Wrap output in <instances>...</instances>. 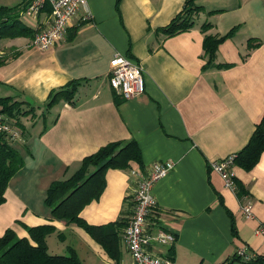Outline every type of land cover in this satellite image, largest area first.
<instances>
[{"label":"crops","instance_id":"0c3cea01","mask_svg":"<svg viewBox=\"0 0 264 264\" xmlns=\"http://www.w3.org/2000/svg\"><path fill=\"white\" fill-rule=\"evenodd\" d=\"M86 2L48 49L32 45L28 37L0 38L5 58L0 96L24 100L42 112L17 147L24 165L8 181L0 204V236L11 228L29 237L25 226L51 224L55 232L46 238L48 251L52 235L59 244L51 254L72 247L82 264H132L122 238L116 263L86 230L53 219L44 193L52 181L71 176L86 155L109 142L133 139L143 169L156 161L174 163L152 189L162 227L176 235L169 248L158 247L173 264L221 263L239 248L249 257L264 255V234L255 232L264 222V151L248 171L231 166L246 190L240 198L210 167L247 143L264 112V0H195L203 10L194 25L172 36L156 28L166 25L185 0ZM85 12L88 19L82 18ZM205 22L210 27L204 32ZM231 28L207 64L204 34L220 36ZM116 51L143 68V92L131 99H122L108 82ZM72 79H80L72 102L45 108L49 91ZM105 181L100 198L80 212L90 224L131 214L135 178L130 170L109 168ZM247 202L252 217L241 211Z\"/></svg>","mask_w":264,"mask_h":264},{"label":"trees","instance_id":"16d2710c","mask_svg":"<svg viewBox=\"0 0 264 264\" xmlns=\"http://www.w3.org/2000/svg\"><path fill=\"white\" fill-rule=\"evenodd\" d=\"M117 2L119 0H116ZM20 1L15 6L0 5V38L33 37L35 29L26 26L21 20L20 12L23 8ZM203 10V7L195 4V0H185L183 8L164 26L156 28L157 32L172 36L188 30L194 25V17ZM49 11V9H47ZM210 27L209 22L201 25L204 32ZM234 31L231 28L227 33L217 36L204 34L202 47L203 56L207 57V64H212L217 46L230 37ZM251 47L250 39L248 45ZM129 57V56H128ZM5 61L0 56V64ZM220 66L222 64H219ZM80 79H72L62 86L49 91L45 108H51L60 100L72 102L79 86ZM16 101L11 96H0V111L9 114L15 120V124L24 134V125L20 117L14 113ZM31 106V105H30ZM35 109L34 106H31ZM18 144V143H16ZM16 144L0 134V204L4 202V193L8 181L13 174L24 165ZM264 151V112L260 120L250 134L247 143L235 154L233 164L249 170L260 160ZM79 168L71 176L52 181L46 189L44 204L50 209L53 219L64 220L66 223L75 224L98 242L107 255L116 263L121 260L120 231L126 220H116L106 224L94 225L88 223L80 216L81 210L93 200L100 198L105 188V173L107 169L129 170L137 167L143 169L140 148L135 140L127 142L114 141L101 146L95 153L83 157ZM235 194L241 197L246 190L236 179ZM29 237L17 236L13 229L7 228L0 236V264H82L80 258L72 247H68L66 254H51L48 251L46 238L55 232L51 224L25 226ZM234 232V230H233ZM60 237V234H59ZM214 264V263H213ZM215 264H264V255L243 257L236 252L227 260Z\"/></svg>","mask_w":264,"mask_h":264},{"label":"built area","instance_id":"2783aa9c","mask_svg":"<svg viewBox=\"0 0 264 264\" xmlns=\"http://www.w3.org/2000/svg\"><path fill=\"white\" fill-rule=\"evenodd\" d=\"M23 8L21 20L26 26L35 29L30 43L40 49H48L59 40L77 15L78 10L86 7L87 0H20ZM49 9V11H47ZM39 15L44 16L40 22ZM83 19H88L85 12ZM143 68L127 55L115 52L108 63V82L111 88L122 99L133 98L143 92ZM6 112L0 111V134L10 144L23 142V133ZM235 154L210 163V167L219 172L225 186L235 192L236 186L231 174V166ZM174 167L171 161H156L145 169L131 168L135 178L134 191L131 194L132 211L121 230V238L131 257L132 264H173L171 255L160 252L159 246L170 247L176 235L161 225L157 210V202L152 189L163 175ZM250 202L241 206L246 217H252ZM255 232L264 234V222L259 224ZM236 253L249 257L245 249L239 248Z\"/></svg>","mask_w":264,"mask_h":264},{"label":"rangeland","instance_id":"374dc122","mask_svg":"<svg viewBox=\"0 0 264 264\" xmlns=\"http://www.w3.org/2000/svg\"><path fill=\"white\" fill-rule=\"evenodd\" d=\"M18 0H0V4H8V5H13V3H16ZM19 17V16H18ZM21 18V17H20ZM6 40V39H4ZM1 95V94H0ZM14 101H16L15 103V107L17 109H14V113L16 115H20L22 117L21 120H22V124L24 125L25 129L23 130L24 131V134H23V139L25 140V137L28 135V129H29V125L31 121H33L35 117L37 116H41L42 112L39 114V113H36V108L34 109L33 107H31L29 105L28 102L24 101V100H21V99H15L13 98ZM38 112V111H37ZM21 143L22 142H19V144H16L15 147H20L21 146ZM49 252H57L58 250L57 249V246L59 245L56 240V237L55 235H52L49 239Z\"/></svg>","mask_w":264,"mask_h":264}]
</instances>
